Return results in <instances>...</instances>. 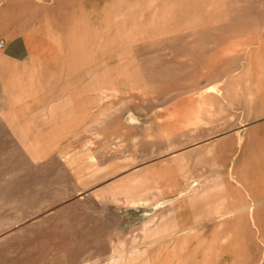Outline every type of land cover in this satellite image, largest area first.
<instances>
[{
  "label": "rangeland",
  "instance_id": "rangeland-1",
  "mask_svg": "<svg viewBox=\"0 0 264 264\" xmlns=\"http://www.w3.org/2000/svg\"><path fill=\"white\" fill-rule=\"evenodd\" d=\"M247 8L253 18L258 19V15L264 13V0H249ZM0 29L1 32L7 31L5 27ZM196 32L198 43V30ZM259 38V32L255 29L251 41L258 44ZM20 41L18 37L15 43L4 47L1 40L0 50L4 47L5 54L21 60L26 53ZM176 42L179 40H168L153 46L149 44L140 50L147 74L145 90H152V96L146 95L142 100L130 104H98V111L102 108L107 111L104 119L106 129H103L102 122H96L90 131H95L97 136L89 138L88 146L102 143L103 138L107 137L108 148L98 145L92 150L91 169L101 168L104 162L135 160L133 165L121 170V176L129 180L140 176L141 169L150 163L168 159L173 169L186 170L181 177L195 176L199 184L204 185L215 178L223 179L232 169L235 170L233 176H237L239 181L247 174H242V167L248 163L246 157L250 155L253 158L257 154L254 138L259 142L258 146L264 149V124L253 125L256 121L264 120V113L260 116L253 113V108L261 111L257 106L264 105V87L257 90V80L260 79L256 72L257 61L247 57L203 61L198 55L189 54L198 45L180 46ZM253 43H250V47L254 46ZM225 45L230 47L232 43L220 46ZM214 46L207 44L205 52L209 53ZM180 47L185 48L181 56L171 54ZM1 61H4L2 57ZM185 87L191 90L187 96H192V104H180L184 100ZM2 91L0 86V107L5 103L3 99L6 96ZM209 99L214 104H200V101ZM135 104L143 105L136 110ZM188 110H199L201 115L195 122L172 125L170 131L168 122L179 121L181 114ZM151 113L159 117L157 123L149 124L153 128L152 133L146 129L148 123L153 121L147 120ZM131 115L137 119L124 120ZM108 123L111 130L107 128ZM9 136L0 126V264H103L110 256V249L117 244L129 246L132 239L137 242L144 240L135 227L145 219L158 215L169 202L167 200L173 199L161 198L148 207H142L139 210L143 212L142 216L137 208L120 210L118 206L110 205L106 209H98L88 197L90 181L82 183L77 180L74 170L72 172L67 165L72 154L83 149L87 140L84 134L80 135L79 140L61 141L58 150L62 157L50 154L31 164L25 162L26 158L22 157V152ZM166 137L173 140L171 152L149 155V142L155 141V148L158 149L160 142L157 140ZM245 142L252 143L253 151L245 152ZM123 144L125 146L121 149ZM241 160H244L243 164ZM253 162L248 171L255 167ZM212 163L215 165L212 166ZM219 168L223 172L209 175ZM143 178L146 180V177ZM96 179L97 176L91 181L100 184ZM105 198L112 200L101 193L95 198L97 205L103 203ZM220 199L222 196H216L211 207L220 211L215 213L223 215L225 204ZM197 201L200 202V199ZM197 205L202 208L199 212L189 213L191 217L201 215L209 219L214 215L203 209H209L208 203ZM107 213L116 214V218L105 220ZM244 213L239 210L225 213L224 216L232 214L237 217ZM176 219L177 216H174L171 221ZM208 219L198 227L200 231L207 232L211 228L214 220ZM101 223H104L102 230L99 226ZM260 234L258 247L261 252L239 253V264H264V229ZM216 264L232 263L224 254Z\"/></svg>",
  "mask_w": 264,
  "mask_h": 264
},
{
  "label": "crops",
  "instance_id": "crops-1",
  "mask_svg": "<svg viewBox=\"0 0 264 264\" xmlns=\"http://www.w3.org/2000/svg\"><path fill=\"white\" fill-rule=\"evenodd\" d=\"M248 1L218 0L214 6L205 4L199 10V22L182 32L175 31L166 35H158L156 28L155 34L149 39H132L129 44L131 47L129 58L145 71L144 56L140 54V50L145 45H160L168 40L169 42L179 40L176 44L180 46L183 44L198 45L199 47L193 48V51L191 48L192 52L189 54L194 53L203 61L247 57L257 61L256 72L260 76V79L257 80V90L259 91L264 87V17H262L264 13H260L258 19L253 18L251 11L247 8ZM145 2V0H0L2 5L0 7V28L7 29L6 38L1 35L0 41H3L5 47L15 43L20 37V43H23L26 53L23 60L28 62L36 61V59L41 60V66L34 70H38L46 78L53 76L67 78L65 80L67 85L74 87L75 78L79 75V61L85 52L79 47L84 48L95 32L99 31H106V39H112L113 31L125 28L128 23L133 24L135 30L142 32L145 24L152 23V18L144 19L142 17L145 10L142 6ZM151 4L152 2L149 3V5ZM158 8L149 9L156 12ZM255 29L260 35L258 44L251 41ZM197 30L198 43L196 42ZM228 42L232 43V46H220ZM250 43H253L254 46L250 47ZM207 44H215L209 53L205 52ZM3 48L2 54L5 57L13 61L18 60L5 54ZM182 50L185 48H175L171 54L181 56ZM89 53L87 51V54ZM190 91L188 87H185L184 100L180 104L193 103L192 96H187ZM260 93L263 92L260 91ZM262 95L264 97V94ZM71 102L74 103L72 100ZM200 104L214 103L212 99H209L200 101ZM142 105L135 104L134 108L139 110ZM262 106L264 105L257 106L261 108V111H256L253 108L255 116L264 113ZM200 115L199 110L185 111L181 114L179 121L168 122L169 130L171 131L172 125L181 126L185 123L195 122V119ZM84 117L78 104L58 106L56 116L49 118L44 123L47 128V138L53 135L54 127H59L58 136L61 137V141L79 140L83 133L87 140L94 139L96 132L89 131L86 126L83 127L78 137H75L74 128L84 122ZM131 119L135 121L137 117L131 115L130 118L128 116L124 118L126 121ZM147 120H153L148 125H154L159 121V117L155 113H151ZM257 124H264V120L253 123V125ZM150 125L146 129L152 133L153 128ZM107 128L111 130L110 123ZM103 139L102 143L90 146L85 144L80 150H87L90 164L92 150L98 145L108 148L107 137ZM87 140L85 142H88ZM157 141L160 142L158 149L155 148V141L149 142L151 147L149 155L171 152L173 140L170 137ZM253 141L255 146L257 145V154L253 158L250 155L246 157L248 163L242 167V174H247L242 176L239 181L237 176H233L235 170L232 169L223 179L215 178L212 182H206L204 185L199 184L195 180V176L181 177L182 172L186 170L173 169L168 159L150 163L149 166L141 169L140 176H134L127 180V177L121 176V170L133 165L135 160L122 159L109 163L104 162L102 167L106 169L110 166L111 171H104V174L108 175L98 180L100 184L96 185L95 180V183L90 181L88 184V197L98 209H106L110 205L118 206L117 208L120 210L137 208L139 215L142 216L143 212L139 211L142 207H148L161 198H173L167 200L169 202L161 208L158 215L145 219L138 227H135L143 235L144 240L137 242L132 239L129 246L119 243L111 248L109 253L122 251L121 253L126 255V260L142 254L141 256L148 261L147 264H216L226 254L232 264H239V256L236 254L261 252L258 242L260 231L264 229V149L258 146L259 142L255 138ZM124 146V144L120 146L121 149ZM243 146H246L245 152L247 153L252 150V143L245 142ZM77 153H73L72 156L75 157ZM252 161H254L255 167L248 171ZM241 162L243 164L244 160ZM214 165L215 163H212V166ZM92 170L95 171V169ZM221 172L223 170L219 168L209 175ZM143 177H146V180ZM101 193L112 200L105 198L106 200L98 206V201L95 198ZM216 196H222L220 200L225 204L224 214L242 210L245 212L244 215L233 217L232 214L224 216V214L215 213L220 212L211 207ZM198 199L200 202L197 201ZM198 203H208L209 209L206 207L203 209L214 213V215L209 219L201 215L191 217L189 213L201 210L202 206H198ZM174 212L176 214L172 215ZM174 216L175 218L177 216L176 221H171ZM112 218H116V214L107 213L105 215V220ZM207 219L214 220L213 225L207 232L200 231L198 227ZM99 226L102 230L104 223ZM235 255L236 258H234Z\"/></svg>",
  "mask_w": 264,
  "mask_h": 264
},
{
  "label": "bare ground",
  "instance_id": "bare-ground-1",
  "mask_svg": "<svg viewBox=\"0 0 264 264\" xmlns=\"http://www.w3.org/2000/svg\"><path fill=\"white\" fill-rule=\"evenodd\" d=\"M145 1L142 6L145 8L142 17L144 19L152 18V23L145 24L142 32L135 30L133 24L128 23L125 28L113 31L112 39H106V31H99L95 32L84 48L79 47L85 52L79 61V75L75 78L74 87L67 85L65 81L67 78L55 76L46 78L45 75H41V72L34 70L41 66L42 61L39 59L31 62L23 59L13 61L0 55L4 60L0 63L2 64V67L0 66V86L3 89V94L6 95L3 99L5 103L0 107V126L4 132L12 136H9V139L14 140L17 144L15 146L22 152V157L26 158V163L39 162L40 159L50 154L56 155L58 158L61 156L58 150L62 140L58 136L59 127H54L53 135L46 138L47 128L44 126L49 118L56 116L58 106L78 104L81 107L85 116L84 122L75 126L73 131L75 137H78L84 126L88 127L90 131L96 122H102L103 129H106L104 119L107 116V111L103 108L98 111L96 109L98 104H130L142 100L146 95L151 94L152 96V90H145L147 74L135 61L129 58L131 52L129 44L132 39H149L155 34L156 28L158 35H166L175 31L182 32L199 22V10L205 4L214 6L218 0ZM150 2H152L151 5H149ZM149 8H158V10L155 12ZM1 33L0 35L7 36L5 35L6 30ZM164 49L162 48V50ZM187 50L189 51V48ZM87 51L90 53L87 54ZM92 52L95 53L93 56ZM0 53H2L1 50ZM88 142H85L84 145L88 146ZM88 162L90 161H88L87 150L78 152L74 158L72 157L67 162V165L72 168L71 171L74 170L77 180L82 183H87L95 179L96 176V180L103 179L105 175H108L104 174V171H111L110 166L94 171ZM121 252L111 253L103 264L148 263L141 256L142 254L126 260V255ZM164 262L167 261L164 260Z\"/></svg>",
  "mask_w": 264,
  "mask_h": 264
}]
</instances>
